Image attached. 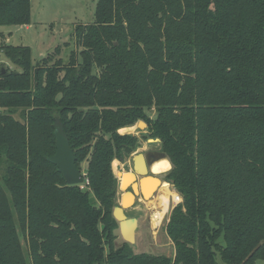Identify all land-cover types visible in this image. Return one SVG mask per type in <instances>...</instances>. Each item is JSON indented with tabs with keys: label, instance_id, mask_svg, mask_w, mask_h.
<instances>
[{
	"label": "trees",
	"instance_id": "trees-1",
	"mask_svg": "<svg viewBox=\"0 0 264 264\" xmlns=\"http://www.w3.org/2000/svg\"><path fill=\"white\" fill-rule=\"evenodd\" d=\"M31 10L0 0V25ZM73 37L67 59L57 46L36 66L30 46H0L13 65L0 67V264L264 259V0H97ZM140 120L183 198L165 226L173 256L116 241L113 162L140 142L119 130ZM56 130L82 184L49 160Z\"/></svg>",
	"mask_w": 264,
	"mask_h": 264
},
{
	"label": "rangeland",
	"instance_id": "rangeland-1",
	"mask_svg": "<svg viewBox=\"0 0 264 264\" xmlns=\"http://www.w3.org/2000/svg\"><path fill=\"white\" fill-rule=\"evenodd\" d=\"M31 3V23L28 26L0 25V46L3 43L30 46L32 49V64L34 66L47 54L53 53L57 46H61L60 56L67 59L71 47L74 46L73 32L75 26L79 23L93 22L97 0H31ZM67 42L69 46L66 45ZM7 64L13 66L4 55H1L0 67ZM149 114L154 116L155 110L151 109ZM16 116L18 117V115ZM140 121L144 124L143 126L139 124ZM140 121L131 128L122 131L123 133L136 134L139 136L140 142L138 148L129 157L122 161L114 160L113 169L118 177H121V174L127 171L132 155L142 152L143 149H158L160 147L159 139L143 138V135L147 133V123L143 120ZM171 190H173L172 187ZM120 193L119 189V197ZM162 194L158 189L155 197L142 203V205L140 204L138 209H134L129 213V217L138 219L135 242L129 243L137 253L149 252L158 255H174V245L165 230L173 206L170 207L169 213L166 214L161 226H157L158 222L155 219L156 212L162 210L159 207V202L161 201L159 196ZM150 206H155V208L152 210ZM116 233L118 236L117 245L126 242L121 237L119 229L116 230ZM216 259L218 264H228L222 260L219 253ZM257 264H264V259Z\"/></svg>",
	"mask_w": 264,
	"mask_h": 264
},
{
	"label": "water",
	"instance_id": "water-1",
	"mask_svg": "<svg viewBox=\"0 0 264 264\" xmlns=\"http://www.w3.org/2000/svg\"><path fill=\"white\" fill-rule=\"evenodd\" d=\"M140 123L142 122L140 121L139 124ZM56 146H57L56 152L54 155L49 157V160L58 167L59 171L63 174L68 184L70 185L82 184L85 178H84V174L81 172V170L78 168L76 164V156L74 154V150L70 147L69 141L66 138V136L59 130H56ZM146 157L149 158L147 159H148V163L151 165L152 174H150L149 170L146 168L144 154L142 153L135 154L133 157L135 170L138 173V175L141 176V178L138 179L135 176L134 179L128 182L127 180H125L123 176H121L120 188L125 192L122 195L121 203L115 206L113 209V215L119 223L120 234L122 238L128 243L135 242V234L138 226V219L136 217H128L125 213V209L130 207L134 203L135 200L134 193H140L145 198L146 192L143 186L146 178L148 177L153 178L155 180L154 186L156 185V183L162 182L161 179L157 176V174H155L152 171V165L157 160L161 158H165L164 154L160 151L148 152L146 153ZM128 173H132V172H128ZM134 184H137V186L135 187ZM129 187L133 189L132 192L134 196L133 201L124 199V194L127 191H130Z\"/></svg>",
	"mask_w": 264,
	"mask_h": 264
},
{
	"label": "bare ground",
	"instance_id": "bare-ground-1",
	"mask_svg": "<svg viewBox=\"0 0 264 264\" xmlns=\"http://www.w3.org/2000/svg\"><path fill=\"white\" fill-rule=\"evenodd\" d=\"M170 168H171V163L166 157L157 160L152 165V171L156 174L166 172ZM118 173H120V172H118ZM121 176H123L125 178V180H127L128 182L135 178L134 173H128V172L121 174ZM154 182H155V180L153 178H151V177L146 178L144 181L143 188L146 192L145 199H149L150 197H152V194L157 190V188L163 193L161 196H159V198H161V201L159 202V207H161L162 210L157 211L155 214V219L157 220V222H158L157 224L159 225L161 220L164 218V216L168 210L169 196L172 194V190L170 189L171 187H169V184L167 182H158V183H156L155 186H154ZM134 186L136 187L137 184H134ZM133 197L134 196H133V193L131 191H127L124 194L125 200L133 201V199H134Z\"/></svg>",
	"mask_w": 264,
	"mask_h": 264
},
{
	"label": "flooded vegetation",
	"instance_id": "flooded-vegetation-1",
	"mask_svg": "<svg viewBox=\"0 0 264 264\" xmlns=\"http://www.w3.org/2000/svg\"><path fill=\"white\" fill-rule=\"evenodd\" d=\"M158 150L157 149H155V148H147V149H145V150H143L142 152H138V153H142V154H144V157H145V163H146V168L149 170V172H150V174H152V172H151V165L148 163V157H146V153H148V152H157ZM138 153H136V154H138ZM135 155V154H134ZM134 155H132L131 157H130V161H129V166H128V168H127V171H130V172H132V173H134L135 174V176H136V178H141V176H139L138 175V173L136 172V170H135V165H134ZM151 157V156H150ZM148 158V159H147ZM159 178L161 177V176H158ZM129 190L131 191V192H133V189L131 188V187H129ZM120 191H121V193H124L125 191L123 190H121L120 189ZM157 191H158V189L154 192V194H156L157 193ZM120 193V195H122ZM135 194V200H134V203L130 206V207H128V208H126L125 209V213H126V215L129 217V213L132 211V210H134V209H138V207L140 206V204L142 205V203H145L147 200H151L153 197H155V195L154 194H152V197H150L149 199H145L143 196H142V194H140V193H134ZM121 203V196H120V201H119V204ZM151 207V209L153 210L154 208H155V206H150Z\"/></svg>",
	"mask_w": 264,
	"mask_h": 264
},
{
	"label": "built area",
	"instance_id": "built-area-1",
	"mask_svg": "<svg viewBox=\"0 0 264 264\" xmlns=\"http://www.w3.org/2000/svg\"><path fill=\"white\" fill-rule=\"evenodd\" d=\"M183 198L180 193H178L176 190L172 192V194L169 196V206L168 209H170L171 206H175L178 203L182 202ZM165 218V217H164ZM163 218V219H164ZM163 219L161 220L160 224L158 226H161ZM159 228V227H156Z\"/></svg>",
	"mask_w": 264,
	"mask_h": 264
},
{
	"label": "crops",
	"instance_id": "crops-1",
	"mask_svg": "<svg viewBox=\"0 0 264 264\" xmlns=\"http://www.w3.org/2000/svg\"><path fill=\"white\" fill-rule=\"evenodd\" d=\"M26 26H28V25H26ZM132 127V126H131ZM131 127H125V128H122V129H120L119 131L121 132V133H123L122 131H124V129H127V128H131ZM168 159V158H167ZM169 160V159H168ZM126 172H130V171H126ZM167 172V171H166ZM166 172H162V173H159V174H157V176H161V181L162 182H167V181H164L163 180V176H164V174L166 173ZM156 174V173H155ZM119 179H120V181H121V177H119ZM168 184H169V187H172L173 188V190H172V192L173 191H175V188L172 186V184H170L169 182H167ZM119 189H121V188H119ZM171 189V188H170ZM123 191V190H122ZM122 195H123V193H122ZM122 195H120L121 196V200H122ZM119 201H120V197H119ZM169 206V205H168ZM167 213H169V209L167 210V212H166V214ZM166 214H165V216H166ZM164 216V217H165ZM120 232V231H119ZM121 235V234H120ZM168 236V235H167ZM122 237V236H121ZM170 239V238H169ZM171 240V239H170ZM173 243V242H172ZM260 260H258L257 262H256V264L259 262Z\"/></svg>",
	"mask_w": 264,
	"mask_h": 264
}]
</instances>
